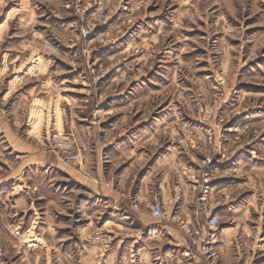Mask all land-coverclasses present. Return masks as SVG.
Masks as SVG:
<instances>
[{"label":"rangeland","instance_id":"374dc122","mask_svg":"<svg viewBox=\"0 0 264 264\" xmlns=\"http://www.w3.org/2000/svg\"><path fill=\"white\" fill-rule=\"evenodd\" d=\"M0 93V175L32 205V214L8 215L17 230L0 225V264L149 258L151 246L132 243L144 235L137 214L80 184L106 194L105 182L116 184L129 162L134 172L146 168L178 135L199 142L197 132L223 147L209 143L203 154L235 160L224 197L254 206L247 214L260 228L256 264H264V0H0ZM163 117L179 124L163 127ZM92 123L101 145L92 142ZM23 142L38 156L25 174L10 160ZM164 203L169 216L176 204ZM176 215L205 226V217ZM222 217L218 228L232 223ZM214 250L206 264H223Z\"/></svg>","mask_w":264,"mask_h":264},{"label":"crops","instance_id":"0c3cea01","mask_svg":"<svg viewBox=\"0 0 264 264\" xmlns=\"http://www.w3.org/2000/svg\"><path fill=\"white\" fill-rule=\"evenodd\" d=\"M160 123L163 124V127L170 128H175L179 124L172 117H163ZM96 124L92 123L93 131L91 138L92 142L97 146L100 143L103 144V142H98L95 137L96 128L94 125ZM180 124L182 125L183 123L180 122ZM3 130V135H6L12 141L15 139L14 136L8 134L9 132L5 128ZM104 134L106 135L107 133L104 132ZM197 135L199 136L196 138L200 139V141H197L196 144H194L192 138L189 141L191 147L181 148L182 145L179 146L178 144L171 148L167 147V151L154 159L150 166L145 168L143 165L136 172L133 170L134 163L132 161L129 162V165L119 170L118 177L116 178L118 182L116 184L113 182L114 179L112 177L105 182L104 190L106 194L103 193L102 188L103 192L100 189L96 191L92 186L80 184L94 196L110 203L121 202L124 204L122 207L127 206L128 208L126 209L132 214H137L135 218L140 224L145 226L143 229L144 235L142 239L133 240L132 243L139 244L142 241L143 249L150 248L151 246L149 258L141 260L139 257L137 264H206L208 261L207 255L202 251V247L208 245V234L212 231L210 232L209 229L204 227L202 235L197 239V243L192 245L178 225L172 226L170 224V222H173L171 216H165L164 219L159 220L152 219L149 213L152 203L155 201L164 202L166 200H172L176 204L173 206L171 215L181 214L186 219L193 220L195 223L201 222V219L204 217L207 220L212 215L217 216L219 220L221 215L223 216L222 221H224L225 214H230L232 223L229 226L220 227L216 230V244L211 245L210 248L217 249L223 260V264H231L230 262L227 263L229 260H232V264H251V262L256 264L258 248L257 233L260 228H256L249 223L248 218L252 214H247V212L254 209V206H251L250 201L246 203L247 206L241 207L238 203H235L237 201L236 198L226 200L224 197L226 195V188L231 187L230 183L233 182L230 180V176H226L225 174H229L228 171L234 169L235 160L232 164L225 160L218 165L219 172L216 177V184H212L209 192L203 194L200 184V175L204 169L202 161L210 155L203 154L202 146L214 143L211 146V149H214L217 144L216 138L212 142L208 136L201 132H197ZM13 143L15 145L14 141ZM105 146L106 144L101 147L100 151ZM17 148L18 151L14 146L11 147L12 154H10L13 157L9 158L11 162H14V165L12 163V168L15 170L19 167L22 174H25L28 169L34 166L33 162L38 159V156L31 155L34 149L25 142L21 143V146H17ZM217 149L221 150L223 147L217 146ZM135 151L136 149L134 148L130 149L126 156L130 160L133 159ZM196 151L201 154L197 156ZM17 157H23V159L18 162L14 161ZM140 158L142 157H138V159ZM16 163H18V166H16ZM3 165L6 167L10 166L5 163ZM129 174H131L130 180L123 181L124 177ZM12 190L7 187V182L0 175V225L4 224L6 229H16L19 227V225L13 224L12 221L10 223L9 214H27V212L32 214L31 202L26 197L27 192L18 194ZM98 194H102L104 197H100ZM134 203L138 204L137 208L132 206ZM141 203L143 207H141ZM129 205L134 208L136 213L129 208ZM212 212H216L217 214H213ZM241 212L242 214H240ZM5 218H8V223H6ZM121 234L123 235L122 232ZM244 236H247L248 241L244 239L246 238ZM259 241H263L262 238ZM145 244L146 247H144ZM24 245L26 250L27 241L24 242ZM20 246H23V244ZM139 248L138 254L142 250V248ZM31 249V246H28L27 250L32 251ZM242 259L248 261H241Z\"/></svg>","mask_w":264,"mask_h":264},{"label":"built area","instance_id":"2783aa9c","mask_svg":"<svg viewBox=\"0 0 264 264\" xmlns=\"http://www.w3.org/2000/svg\"><path fill=\"white\" fill-rule=\"evenodd\" d=\"M99 14V13H98ZM99 19L105 21L107 18V15H103L101 12L99 14ZM82 33H84L83 37H88L89 35H91L93 33V30L88 31H84L82 30ZM85 54L88 56L89 55V51H85ZM86 76H83L82 78L84 79ZM88 79L89 83H96V79H97V75H95V70L91 69L88 76L86 77ZM232 128V127H231ZM234 131H238L237 128H234ZM208 138L211 139V133L208 132ZM178 142L179 145L182 146H188V138L186 135H178L175 138ZM190 141V140H189ZM224 155L221 156V158H223ZM74 163H76V161H73ZM202 163L204 164V169L200 175V184H201V190L203 192V194L209 192L210 188H211V183L213 182V180L216 179L217 174H218V165L223 163V161H216L214 162L212 160V158L210 156L206 157L205 159H203ZM171 206H172V200H169ZM134 208L137 207V204L134 203L132 205ZM173 207V206H172ZM171 208H168L169 214L171 213ZM167 212V208L164 202L162 201H155L152 203V206L150 208V216L153 219L159 220V219H164L165 215ZM171 216V220L175 221L178 225V227L183 231V233L186 235L187 239L190 240V244L195 245L197 243V239L202 235V231L203 228H207L209 229V231L211 232L210 234H208V245L203 246L202 247V251L204 252V254L207 255V258L210 260L211 258H213V256L215 255V250L214 248H210L211 245L216 244V239H217V234H216V230L218 229L219 225H220V220L217 216L212 215L210 216L206 222H205V226H191L185 219H183L182 217L178 216V215H169Z\"/></svg>","mask_w":264,"mask_h":264},{"label":"water","instance_id":"95a60500","mask_svg":"<svg viewBox=\"0 0 264 264\" xmlns=\"http://www.w3.org/2000/svg\"><path fill=\"white\" fill-rule=\"evenodd\" d=\"M2 107H3V105H2V94L0 93V108H2ZM89 190H91V189H89ZM98 196L104 197L102 194H98Z\"/></svg>","mask_w":264,"mask_h":264}]
</instances>
